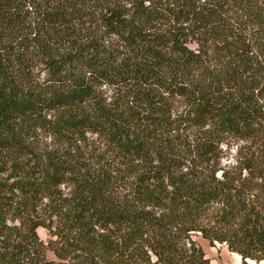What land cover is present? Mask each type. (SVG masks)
<instances>
[{
    "label": "trees",
    "instance_id": "obj_1",
    "mask_svg": "<svg viewBox=\"0 0 264 264\" xmlns=\"http://www.w3.org/2000/svg\"><path fill=\"white\" fill-rule=\"evenodd\" d=\"M197 235L264 261V0H0V264H215Z\"/></svg>",
    "mask_w": 264,
    "mask_h": 264
},
{
    "label": "rangeland",
    "instance_id": "obj_2",
    "mask_svg": "<svg viewBox=\"0 0 264 264\" xmlns=\"http://www.w3.org/2000/svg\"><path fill=\"white\" fill-rule=\"evenodd\" d=\"M198 2H205L207 0H195ZM240 20L234 19L233 22H237ZM186 24V23H185ZM192 29L188 28L187 31H191ZM193 45V44H192ZM124 94V93H122ZM122 94H119L113 89H105L104 92V98L108 102L110 101H120L119 98H122L123 104L129 101L130 97L124 96ZM118 99V100H117ZM170 110L172 111V116L177 117L178 115L185 113L186 110H188V104L186 103V100L179 97L171 98L170 100ZM133 103L129 101V105H132ZM189 125L184 126L186 132L182 131L183 137H186L190 130L195 131V129L188 128ZM192 132V133H193ZM51 136L45 138L44 140L47 143H50ZM86 139H83L82 141H79L80 148L84 152V156L92 158V155H98V154H104L106 153L108 146L103 138L98 136L97 134L87 132L86 133ZM254 141V142H253ZM260 147H263L262 145H258L255 140H240L233 137H226L224 141L222 142L220 146V158L218 163L216 164L219 168L223 169H231L235 165L239 163V159L243 156L245 151L247 152V155H250L251 152H255L257 148L260 149ZM108 158H112V154H107ZM221 172H218L220 174ZM63 190H66V187H62ZM38 233L42 240L44 242H47L49 239V233L46 229L40 227L38 228ZM195 239L199 243V245L203 248L206 256L215 264H242V257L232 252L228 249L227 245L225 243L215 242L214 244H211L209 240L204 239L202 236L197 235L195 236ZM47 256L51 259H55V256L52 252L48 251ZM249 264H255L256 262L253 260L247 261ZM259 264H264V261L258 262Z\"/></svg>",
    "mask_w": 264,
    "mask_h": 264
}]
</instances>
